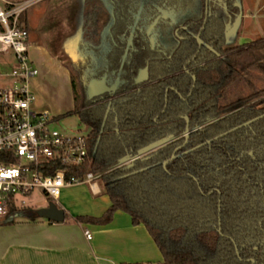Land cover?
I'll use <instances>...</instances> for the list:
<instances>
[{"label":"trees","instance_id":"obj_1","mask_svg":"<svg viewBox=\"0 0 264 264\" xmlns=\"http://www.w3.org/2000/svg\"><path fill=\"white\" fill-rule=\"evenodd\" d=\"M101 2L100 34L80 38L65 64L73 107L59 116L75 114L88 129L87 159L66 179L99 174L110 204L74 219L104 225L123 211L146 228L164 264H264V86L249 79L264 78V36L224 47L235 0H208L206 14L205 0ZM96 21L95 9L84 13L85 27ZM94 81L115 90L93 95ZM166 135L131 167L119 164Z\"/></svg>","mask_w":264,"mask_h":264},{"label":"crops","instance_id":"obj_2","mask_svg":"<svg viewBox=\"0 0 264 264\" xmlns=\"http://www.w3.org/2000/svg\"><path fill=\"white\" fill-rule=\"evenodd\" d=\"M234 5L240 6L242 11L237 14L239 21L236 29L230 31V26L228 32L235 35L243 22L249 23L259 18L262 20L258 27L260 37L264 36V0H235ZM38 11L39 8L30 13L31 23L27 21L28 15L23 20L28 31L29 53L38 69V74L30 81V87L38 95L34 107L50 112L57 119L60 112L42 96H49V85L54 79L69 82L65 64L76 57L81 25L77 22L76 29L70 31L73 45L53 50L37 42L35 29L39 26ZM243 37L245 39V34ZM67 55H70V60L66 59ZM10 59L9 54H0V64L9 66L7 61ZM88 186V195L77 196L78 192L69 196L65 188L62 189L54 203L64 210L63 221L18 216L20 209H12L7 215L0 216V264H164L146 228L142 224L133 225L125 212L115 211L112 219L104 225L74 219L77 215L99 216L110 204L108 196L101 192L95 181ZM85 229L90 232L91 238L85 237Z\"/></svg>","mask_w":264,"mask_h":264},{"label":"built area","instance_id":"obj_3","mask_svg":"<svg viewBox=\"0 0 264 264\" xmlns=\"http://www.w3.org/2000/svg\"><path fill=\"white\" fill-rule=\"evenodd\" d=\"M41 0H0V54H9V66L0 64V77L11 83L0 86V216L24 206V197L41 190L55 201L63 188L92 183L99 174L66 179L68 167L87 159V133L66 135L50 125L56 118L32 106L30 81L38 69L29 53L28 31L22 15ZM86 238H91L84 230Z\"/></svg>","mask_w":264,"mask_h":264},{"label":"rangeland","instance_id":"obj_4","mask_svg":"<svg viewBox=\"0 0 264 264\" xmlns=\"http://www.w3.org/2000/svg\"><path fill=\"white\" fill-rule=\"evenodd\" d=\"M39 8V26L36 31L37 42L44 43L49 48L57 50L61 47H64L68 44L73 45V39L70 31L76 29V23L80 22L81 31L80 38L94 37L97 39L100 34L103 25L107 20V10L102 5L101 0H41L31 6L23 13L22 18L28 15V22H32L30 13L33 9ZM95 9L97 11V23L95 26L90 25L84 26V13L88 10ZM235 16L242 11L241 7H235ZM26 19V18H25ZM261 19H254L249 23L243 22L242 26L239 27L237 33L232 35L229 33L226 37V42L224 47H232L237 44L248 42L260 37L259 26L261 25ZM264 21V20H263ZM263 23V22H262ZM32 31L33 33L35 32ZM92 31H95L92 33ZM94 34V35H93ZM245 34V39L243 35ZM70 36V39H69ZM70 40V41H69ZM72 40V41H71ZM71 42V43H69ZM75 46V45H74ZM77 54V49H76ZM70 55H67L66 59L70 60ZM68 63V62H67ZM256 73V72H255ZM251 78V79H250ZM249 79L255 84L256 87L264 86V78L262 79L260 75L253 74ZM10 77H0V86L5 84H10ZM49 85V96H42L43 100L51 104L59 114H62L72 108V99L69 82L66 80L54 79L53 82ZM242 91L247 92L250 88L244 85ZM34 95V101L32 106L35 104L37 99V93L32 90ZM240 90H234L230 92L229 98H233L239 94ZM58 114V113H55ZM52 128L57 129L59 132L66 135H74L77 133H87V127L79 122L78 117L75 114H66L59 116L53 123L50 125ZM99 186L101 192L103 193V184L102 181L98 178L95 180ZM89 182H83L76 187L66 189L69 196H74L79 192V195H88L90 194ZM75 190L77 192H75ZM74 194V195H73ZM50 200H47L45 195L41 193V190L37 189L32 191L29 195L24 197V206L22 209L36 211L39 208L45 207ZM54 202V201H53Z\"/></svg>","mask_w":264,"mask_h":264},{"label":"water","instance_id":"obj_5","mask_svg":"<svg viewBox=\"0 0 264 264\" xmlns=\"http://www.w3.org/2000/svg\"><path fill=\"white\" fill-rule=\"evenodd\" d=\"M207 2H208V0H205V14L207 13ZM238 21H239V16L236 15L232 22L229 21L227 23V25L225 26V30H224V36L227 37V35L229 34L228 28H230V26H231L230 31L231 30L233 31L234 29H236ZM196 39H197L198 44L200 45L201 41H200L198 35L196 36ZM192 77H193V81H194V76H192ZM147 78H148L147 67H144V69L142 71H140L135 82L139 84V83L147 80ZM92 90H93V92H95V94H100V93H105V92L109 93V92H113L114 86L106 87L103 83H95L92 87ZM183 118L186 121L185 132H184V136L186 139L188 136V118H187V116H183ZM171 139H172V135H166V136H163L161 138H158L155 141H153V142L147 144L146 146L140 148L137 151V155L133 156L131 154H126L125 156L120 158L118 162H119V164H126L127 167H131L136 158H138L140 156H145L147 153L155 150L158 147L163 146L165 143L169 142ZM172 158H173V155H171L170 159H172ZM165 164H166V162L163 163V166H165ZM36 213L39 217L46 218V219L51 220V221L60 222V221L64 220V210L62 208L57 207L56 204L52 201L48 202L45 207L37 209ZM251 261L253 262L252 259H251Z\"/></svg>","mask_w":264,"mask_h":264},{"label":"flooded vegetation","instance_id":"obj_6","mask_svg":"<svg viewBox=\"0 0 264 264\" xmlns=\"http://www.w3.org/2000/svg\"><path fill=\"white\" fill-rule=\"evenodd\" d=\"M162 16H163V18H165V15H162ZM234 17H235V14L233 15V17L230 18L229 21L232 22V21L234 20ZM204 21H205V20H204ZM105 23H106V22H105ZM103 26H104V25H103ZM152 26H153V24L150 25V28H151ZM180 27H181V28H184L185 26H181V25H180ZM201 29H202V27H201ZM201 29H200V31H201ZM200 31H199V33H200ZM199 33L197 34L198 36H199ZM174 34H175V35L178 34V28H175ZM197 35H196V36H197ZM177 36H178V35H177ZM196 36H195V38H196ZM148 38H149V41H150L151 46H152V44H153V38L150 37V36H149ZM178 38H179V39H182L181 36H178ZM196 41H197V39H196ZM197 43H198V42H197ZM200 45H201V44H200ZM200 45L198 44L199 47H200ZM207 47L210 49V46L207 45ZM142 70H143V69H142ZM142 70H141V71H142ZM147 74H148V73H147ZM95 83H102V82H101V81H94V82L91 83V91H92V94H93V95L102 96L103 94H105V93L107 94V93H108V92H105V93L95 94V92H93V90H92V87H93V85H94ZM103 84H104V83H103ZM104 85H105V84H104ZM105 86H106V85H105ZM106 87H111V86H106ZM114 90H115V87H114ZM114 90H113V92H114ZM111 93H112V92H109L108 94H111Z\"/></svg>","mask_w":264,"mask_h":264}]
</instances>
